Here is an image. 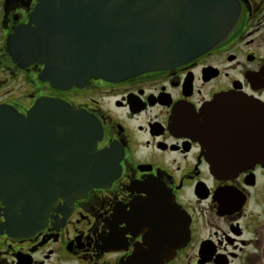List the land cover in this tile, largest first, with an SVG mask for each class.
<instances>
[{"label": "flooded vegetation", "instance_id": "obj_1", "mask_svg": "<svg viewBox=\"0 0 264 264\" xmlns=\"http://www.w3.org/2000/svg\"><path fill=\"white\" fill-rule=\"evenodd\" d=\"M227 2L232 28L190 61L58 89L8 51L37 0H0V107L91 115L115 173L30 209L0 201V264H264V0Z\"/></svg>", "mask_w": 264, "mask_h": 264}, {"label": "water", "instance_id": "obj_2", "mask_svg": "<svg viewBox=\"0 0 264 264\" xmlns=\"http://www.w3.org/2000/svg\"><path fill=\"white\" fill-rule=\"evenodd\" d=\"M237 13L227 0H37L7 46L19 67L42 65L55 88L115 82L208 51ZM100 137L94 117L57 100L38 101L26 117L0 107V201L30 209L109 183Z\"/></svg>", "mask_w": 264, "mask_h": 264}]
</instances>
